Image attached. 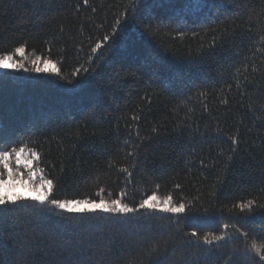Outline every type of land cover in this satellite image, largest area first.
<instances>
[{"label": "trees", "instance_id": "1", "mask_svg": "<svg viewBox=\"0 0 264 264\" xmlns=\"http://www.w3.org/2000/svg\"><path fill=\"white\" fill-rule=\"evenodd\" d=\"M262 9L264 0H0V54L25 45L14 55L25 67L0 71V141L43 154L51 199L136 209L0 206V264H260L248 245L264 234V209L233 206L264 203ZM224 28L234 31L225 38ZM37 57L48 71L29 70ZM153 192L185 211L140 208ZM192 231L227 236L207 245Z\"/></svg>", "mask_w": 264, "mask_h": 264}, {"label": "snow or ice", "instance_id": "2", "mask_svg": "<svg viewBox=\"0 0 264 264\" xmlns=\"http://www.w3.org/2000/svg\"><path fill=\"white\" fill-rule=\"evenodd\" d=\"M84 5L89 4V0H83ZM95 11V9H93ZM261 14H264V9L261 10ZM119 23V20H117ZM230 31H234V29L224 28L221 32L223 37H227ZM181 35H183L181 33ZM264 38V37H262ZM218 37H213L212 43L210 47L216 44ZM109 36L104 35L103 41H108ZM101 48V42H96L95 46L92 47L91 52L95 54L97 49ZM18 53L21 57L24 56L25 53V45L21 44L20 46L16 47L14 53L4 52L0 54V68H12V69H20L24 68V59L15 60L14 55ZM40 57H37L35 60L32 61V68L29 70L36 71V72H44L48 71V68H41L39 66ZM44 64H51V60H44ZM54 72H58L59 70L55 67L51 69ZM254 70L255 67H254ZM140 117L133 116V120H139ZM157 129L154 127L152 129V133H156ZM139 135V133H137ZM150 138V137H149ZM231 143L233 147L229 150L226 160H225V169L227 170V166L233 160V154L236 152L235 145L238 143L236 136L230 137ZM140 145L136 146V150L133 152H129L128 155L135 157L137 155L138 149ZM27 153V154H26ZM221 155H224L223 149H221ZM43 158V154L40 151H37L36 148H29L27 143L24 141L19 142L18 144L12 145H4L2 141H0V206L7 207L8 205H15L17 202L22 200H35L40 202L41 204L48 202L51 205H54L57 208L64 209V210H78V211H85V210H95L100 209L106 212H113V213H130L136 211L135 208L129 207L128 204H122L121 199H114L111 201H104L101 199L99 203L95 201L84 199V200H61V199H51L53 194V190L55 188V182L53 179H47L43 175L44 169L37 167ZM203 164V161H201ZM15 165V167L13 166ZM24 168L27 170V179H25L24 173L20 171V169ZM133 168L136 167L135 164L132 166ZM123 172L128 174L130 178L132 173L128 171L127 167L122 169ZM23 187L28 189V193H20L14 191L16 187ZM179 187V185H176ZM102 191V190H101ZM123 195V194H122ZM88 205V209L79 208L77 209V205ZM172 204V197L167 196L163 200H158V197L155 192L152 193L151 196H148L146 199L141 200L139 207L140 208H147L151 210H159L164 212H172V213H183L185 211L186 205L185 203L181 202L177 205H173L168 207L167 205ZM233 207H238L241 212L247 211L248 213L253 212L256 208L264 209V203H258L256 199H248L245 202L238 203ZM229 226L227 224L224 225V228L227 229ZM191 236L198 237V239L203 240L204 244L212 245L214 241H223L226 239L227 233H221L220 235L215 234H206L202 237L198 236V233L192 231L190 233ZM240 235L244 236L245 240L248 239L247 233H240ZM250 249L259 257L260 264H264V234H261L260 239L257 240L256 238L251 239L250 245H248ZM156 249L153 248L152 251ZM7 264V262H5ZM126 264H140L138 257H131ZM225 264H231V258L229 261H226Z\"/></svg>", "mask_w": 264, "mask_h": 264}, {"label": "rangeland", "instance_id": "3", "mask_svg": "<svg viewBox=\"0 0 264 264\" xmlns=\"http://www.w3.org/2000/svg\"><path fill=\"white\" fill-rule=\"evenodd\" d=\"M4 70H5V68H0V71H4ZM26 154H27V153H26ZM13 166L15 167L14 164H13ZM0 171H2V169H0ZM20 171L24 173L25 179H27V170L21 167ZM14 191H16V192H20V193H24V194H27L29 190L26 189V188H23V187H19V186H18V187H16V188L14 189ZM28 200H31V199H28ZM34 201H35V200H34ZM37 202H38V201H37ZM96 203H99V202H96ZM56 208H57V207H56ZM76 208H77V209H79V208L88 209L89 206H88V205H83V204H81V205H77ZM58 209H60V208H58ZM62 210H64V209H62ZM95 210H100V209H95ZM67 211H69V210H67ZM85 211H93V210H85ZM73 212H82V211L73 210Z\"/></svg>", "mask_w": 264, "mask_h": 264}]
</instances>
